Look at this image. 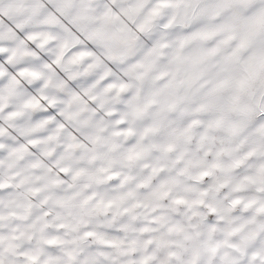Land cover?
<instances>
[{"label":"snow or ice","instance_id":"6c2138e0","mask_svg":"<svg viewBox=\"0 0 264 264\" xmlns=\"http://www.w3.org/2000/svg\"><path fill=\"white\" fill-rule=\"evenodd\" d=\"M98 3L0 0V264H264V0Z\"/></svg>","mask_w":264,"mask_h":264},{"label":"clouds","instance_id":"9594fccd","mask_svg":"<svg viewBox=\"0 0 264 264\" xmlns=\"http://www.w3.org/2000/svg\"><path fill=\"white\" fill-rule=\"evenodd\" d=\"M103 2H104V0H99V3L97 5H95V6L98 7ZM54 30L59 31V29H54ZM84 42H85V44L90 43L86 39L84 40ZM133 59L134 58L129 57L127 60H125L123 62V66L126 67L127 64L132 63L133 62ZM140 126H142V125H138V127H140ZM166 132H167V130H163L161 132V136L165 135ZM155 139H158V137H152L149 140L145 141V143H152L153 140H155ZM135 143H136V138L135 137H133L131 139H127V140H123L122 139L121 140V149H120V151L121 152L127 151V149L130 148ZM192 148H193V151H192L191 155H192L193 158H195L196 155H197L196 152L194 151V149H195V141L193 142ZM145 163H149V164L160 163V164H163L165 166V168H166V172L164 173L165 176L175 175L176 168L182 167V165H178V166H171V165H169L167 159L163 158L160 153L153 152L150 155V157L148 158V160L142 161V162L136 164L135 166H133L132 168H122L121 169V172L122 173H125V174H132V175L136 176L137 178H140V177H142V176H144V175L147 174V170H145L143 168V165ZM251 163L254 164V163H256V161H253ZM197 172H198V169H195L194 168V169L191 170V173L193 175H195ZM156 182H158V180L157 181H154V183H156ZM190 183H191V181H189L187 178H183L181 185L177 189H175L174 194H184V191H183L184 190V186L186 184H190ZM254 194H255L254 190H250L245 195H254ZM192 195H195V193H192ZM22 243H24V247L26 248L27 247V243L26 242H22ZM33 246H35V242H33ZM23 250L24 249L22 248L21 251H23Z\"/></svg>","mask_w":264,"mask_h":264}]
</instances>
